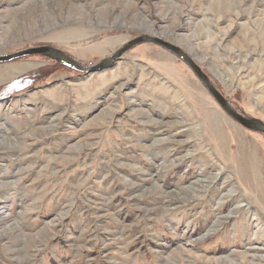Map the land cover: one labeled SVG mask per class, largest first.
<instances>
[{"label": "rangeland", "instance_id": "374dc122", "mask_svg": "<svg viewBox=\"0 0 264 264\" xmlns=\"http://www.w3.org/2000/svg\"><path fill=\"white\" fill-rule=\"evenodd\" d=\"M141 35L264 123V0H0V56ZM0 264H264V136L151 43L0 63Z\"/></svg>", "mask_w": 264, "mask_h": 264}, {"label": "water", "instance_id": "95a60500", "mask_svg": "<svg viewBox=\"0 0 264 264\" xmlns=\"http://www.w3.org/2000/svg\"><path fill=\"white\" fill-rule=\"evenodd\" d=\"M151 43L161 47L162 49L168 51L169 53L176 56L178 59L183 61L196 78L204 85L208 93L211 95L213 100L218 104V106L236 123L248 131L256 132L264 136V123L256 118L246 117L243 114L238 113L234 108L231 107L228 100L223 97L221 93L212 85L207 75L201 70V68L189 57L184 50L180 47L173 45L169 42L163 41L158 37H149L146 35H141L135 37L128 42L124 43L119 49L114 51L108 58L99 61L91 67H81L76 61L67 56L65 53L60 51L57 48H54L49 45H41L31 48H26L24 50L1 55L0 63L10 62L16 59H20L30 55H42L51 60H54L62 65L67 67H72L80 71H98L107 67H110L114 62H116L120 56L131 49L132 47L144 44Z\"/></svg>", "mask_w": 264, "mask_h": 264}, {"label": "bare ground", "instance_id": "6f19581e", "mask_svg": "<svg viewBox=\"0 0 264 264\" xmlns=\"http://www.w3.org/2000/svg\"><path fill=\"white\" fill-rule=\"evenodd\" d=\"M98 0H93V4L95 5L97 3ZM110 15L107 12H104L102 15L96 17V23H92V27L93 28H99V29H103V30H107L110 29L108 27H110V25H114L116 24L117 19H115V23L110 24L109 22V17ZM67 22H65L66 24ZM108 26V27H107ZM112 28V27H111Z\"/></svg>", "mask_w": 264, "mask_h": 264}, {"label": "trees", "instance_id": "16d2710c", "mask_svg": "<svg viewBox=\"0 0 264 264\" xmlns=\"http://www.w3.org/2000/svg\"><path fill=\"white\" fill-rule=\"evenodd\" d=\"M35 75H36V74L30 73V74L26 75L25 77L21 78V80L18 81V83H20V82H23V83H24V82H26V81H31V82H33V81L37 80V79L35 78ZM24 84H25V83H24Z\"/></svg>", "mask_w": 264, "mask_h": 264}]
</instances>
